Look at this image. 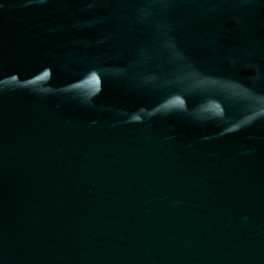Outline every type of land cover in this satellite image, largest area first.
Here are the masks:
<instances>
[{
  "label": "water",
  "instance_id": "water-1",
  "mask_svg": "<svg viewBox=\"0 0 264 264\" xmlns=\"http://www.w3.org/2000/svg\"><path fill=\"white\" fill-rule=\"evenodd\" d=\"M0 264H264V0H0Z\"/></svg>",
  "mask_w": 264,
  "mask_h": 264
}]
</instances>
